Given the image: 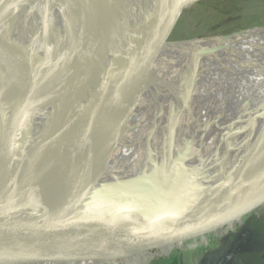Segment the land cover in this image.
<instances>
[{"label":"water","instance_id":"95a60500","mask_svg":"<svg viewBox=\"0 0 264 264\" xmlns=\"http://www.w3.org/2000/svg\"><path fill=\"white\" fill-rule=\"evenodd\" d=\"M29 2L0 0V18L7 23L0 31L2 73L11 62L10 52L18 46L25 15L34 6L28 7ZM104 3L69 0L65 21L32 18L49 32H60L72 22L79 26L78 71L71 86L72 102L62 111L66 132L48 161L35 162L16 187V164L25 150L9 153L0 164V242H15L0 251V264H32L39 242L66 232L97 238L77 264L154 260L203 245L228 229V221L239 213L248 214L246 208L238 212L235 207L245 203L250 193L264 203V123L243 141L234 164L209 181L214 159L223 152L207 161L205 148L206 154L197 157L189 149L166 152L159 164L141 167L128 177L120 173L97 178L94 161L110 143L156 117L161 106L159 34L184 9L186 0H119L120 8ZM38 27L29 28L33 44ZM259 29L264 27L212 39ZM235 174L238 181L222 182ZM232 188L246 199L239 193L232 195ZM123 204L129 206L120 209ZM25 251L28 254L23 256Z\"/></svg>","mask_w":264,"mask_h":264},{"label":"bare ground","instance_id":"6f19581e","mask_svg":"<svg viewBox=\"0 0 264 264\" xmlns=\"http://www.w3.org/2000/svg\"><path fill=\"white\" fill-rule=\"evenodd\" d=\"M68 1L30 0L28 7L34 6L25 15L18 46L10 52L7 71H0V164L9 153L25 150L16 164L15 187L35 162L48 161L66 132L62 111L74 93L80 28L72 22L60 32H49L41 23L33 44L29 25L37 15L65 21ZM200 1L186 0L184 9ZM118 3L105 0L104 5ZM6 25L0 18V31ZM156 56L159 111L151 123L110 143L94 161L97 178L120 173L128 177L141 167L159 164L166 152L189 149L197 157L206 154L205 148L207 161L223 152L210 168L212 180L234 164L243 141L264 123V29L222 40L163 43ZM256 69L260 72L255 74Z\"/></svg>","mask_w":264,"mask_h":264},{"label":"rangeland","instance_id":"374dc122","mask_svg":"<svg viewBox=\"0 0 264 264\" xmlns=\"http://www.w3.org/2000/svg\"><path fill=\"white\" fill-rule=\"evenodd\" d=\"M47 23L49 28H53L52 22L47 21ZM38 24H40V21L32 19L30 28L37 30ZM263 27L264 0H201L193 6L183 9L176 17H173L159 34L158 41L161 43H190L195 42V40L223 37ZM35 38L32 35V39L34 40ZM259 72L260 70H255V74ZM239 178V175L235 174L230 177H225L222 182H236ZM230 193L232 195L239 193L243 196L238 188L237 190L236 188L230 189ZM255 194L254 192L250 193L246 196L247 199L243 196V199H246L245 203L244 201L242 204L239 202L235 207L238 212L243 207L246 208L249 211L247 215L243 216L239 213L235 219L227 222L228 229L217 234L212 239L207 240L203 245H196L191 247L189 251L180 253V257L184 260L187 259L189 264H196L195 260H193V254L198 248L208 250L209 253L215 252L217 251V247L214 248L211 245L213 241L218 240L220 242L228 234L235 236L240 226L251 216L264 215V203L261 202L263 199ZM128 206L129 204H124L120 209ZM96 239L91 237L85 239L78 233L70 234L66 232L55 240L39 242L34 249V260L32 264H77L76 261H80L81 253L85 252L88 244ZM13 243L15 242H0V251L5 250V248L10 249ZM97 243L99 242L97 241ZM25 254H28V251H25L22 255L25 256ZM140 263L154 264L153 259L142 260L138 264ZM89 264H96V262Z\"/></svg>","mask_w":264,"mask_h":264},{"label":"flooded vegetation","instance_id":"af4514ba","mask_svg":"<svg viewBox=\"0 0 264 264\" xmlns=\"http://www.w3.org/2000/svg\"><path fill=\"white\" fill-rule=\"evenodd\" d=\"M244 224L240 226L235 236L228 234L225 239L220 242H218V240H215V242L213 241L211 245H213L214 248L217 247V251L209 253L208 250H204L202 251L203 254L198 255L199 253H196L198 248L193 254V260H195L196 264H242L240 258L246 253L256 252L259 254L264 252V240L260 238L256 240ZM183 252L184 251L180 253L182 254ZM180 253H176V255L180 256ZM225 257L226 259L232 257L230 259L231 261H226V259H224ZM181 261L183 264H189L187 259L184 260L181 258Z\"/></svg>","mask_w":264,"mask_h":264},{"label":"trees","instance_id":"16d2710c","mask_svg":"<svg viewBox=\"0 0 264 264\" xmlns=\"http://www.w3.org/2000/svg\"><path fill=\"white\" fill-rule=\"evenodd\" d=\"M250 230L251 235L258 240V238L264 240V215L259 216H251L246 223L244 224ZM204 249H198V255L203 254ZM233 257V256H232ZM231 257V258H232ZM231 258L226 257V261H231ZM242 264H264V252L256 253V252H249L243 255L240 258ZM233 261V260H232ZM154 264H183L179 255H171V256H163L157 257L153 260Z\"/></svg>","mask_w":264,"mask_h":264},{"label":"crops","instance_id":"0c3cea01","mask_svg":"<svg viewBox=\"0 0 264 264\" xmlns=\"http://www.w3.org/2000/svg\"><path fill=\"white\" fill-rule=\"evenodd\" d=\"M121 206H124V204H123V205H120L119 208H120ZM139 262H140V261H139ZM139 262H135V263H133V264H138ZM140 264H141V263H140ZM142 264H144V263H142Z\"/></svg>","mask_w":264,"mask_h":264}]
</instances>
